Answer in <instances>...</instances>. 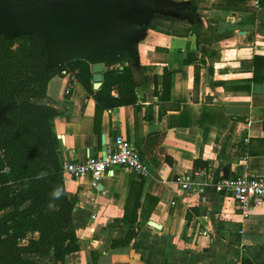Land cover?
I'll return each mask as SVG.
<instances>
[{"label":"crops","instance_id":"0c3cea01","mask_svg":"<svg viewBox=\"0 0 264 264\" xmlns=\"http://www.w3.org/2000/svg\"><path fill=\"white\" fill-rule=\"evenodd\" d=\"M157 1L160 14L185 24L163 31L141 28L133 44L150 83L137 88L136 105L102 113L100 136L93 130L95 102L72 75L55 76L46 85L47 98L62 111L53 130L63 165L84 162L122 137L149 169L139 179L114 168L95 187L89 175L63 179L77 201L72 217L79 246L63 264H264V202L244 217L213 188L221 176L243 170L264 177V81L251 82L253 58L264 57V4ZM164 72L172 75L167 99H162ZM238 86L248 89L235 90ZM194 161L206 167H195ZM181 179L192 183L189 191L180 190ZM140 183V203L146 196L151 201L144 210L148 221L138 218L135 239L111 249L127 230L125 205L133 184Z\"/></svg>","mask_w":264,"mask_h":264},{"label":"trees","instance_id":"16d2710c","mask_svg":"<svg viewBox=\"0 0 264 264\" xmlns=\"http://www.w3.org/2000/svg\"><path fill=\"white\" fill-rule=\"evenodd\" d=\"M74 1L79 3L83 0ZM181 22L155 13L146 28L163 31L160 28L167 27L172 30L173 25L185 24ZM192 25L197 47L204 55L207 51L200 42L197 24L194 22ZM46 58V49L37 38L22 36L9 40L0 34V108L11 105L8 122L0 125V264H40L44 261L63 264L66 256L79 249L72 217L76 198L65 191L64 196L54 201L57 205L55 211H49L47 207L53 189L58 185L63 186L60 144L53 130V122L62 115V111L52 106L46 96L48 81L55 76H73L95 102L93 130L100 136L102 113L136 105L137 88L151 80L144 74L145 68L123 66L105 72L101 86L93 90L91 66L88 63L72 61L48 70ZM208 71L211 72L210 69ZM157 80L158 77L153 76L155 86ZM160 80L162 99H167L172 75L164 72ZM262 81L264 57L256 56L253 58L251 82ZM234 89L248 87L238 86ZM262 126L264 129V121ZM194 166L205 168L206 164L194 161ZM41 171H48L49 175L45 179H35ZM141 192L142 183L133 184L123 216L127 230L122 238L112 241L111 249L126 247L135 239L138 218L148 221L144 210L151 201L146 196L142 205ZM139 209L141 213L138 217ZM241 264L253 263L244 260Z\"/></svg>","mask_w":264,"mask_h":264},{"label":"water","instance_id":"95a60500","mask_svg":"<svg viewBox=\"0 0 264 264\" xmlns=\"http://www.w3.org/2000/svg\"><path fill=\"white\" fill-rule=\"evenodd\" d=\"M162 12L157 0H0V34L9 40L37 38L46 49L48 70L88 63L97 90L109 68L139 66L133 41L153 14ZM10 109V104L0 108V125L8 122Z\"/></svg>","mask_w":264,"mask_h":264},{"label":"built area","instance_id":"2783aa9c","mask_svg":"<svg viewBox=\"0 0 264 264\" xmlns=\"http://www.w3.org/2000/svg\"><path fill=\"white\" fill-rule=\"evenodd\" d=\"M257 7L263 0H252ZM118 68V67H117ZM70 91H67L69 94ZM248 140L244 139L246 143ZM124 168L139 179L149 175L148 166L142 160L135 146L128 140L120 137L113 143L105 145L103 151L96 156H89L84 162H67L63 165L62 176L73 180L89 175L95 186L106 178L114 168ZM179 188L187 192L192 183L181 179ZM214 191L223 195L225 199L234 202L237 211L244 217L248 216L252 208L264 202V177L256 176L243 170L233 177L221 176L213 182Z\"/></svg>","mask_w":264,"mask_h":264},{"label":"clouds","instance_id":"9594fccd","mask_svg":"<svg viewBox=\"0 0 264 264\" xmlns=\"http://www.w3.org/2000/svg\"><path fill=\"white\" fill-rule=\"evenodd\" d=\"M48 175H49L48 171H41L35 176V179L37 180L45 179ZM25 185L27 186V181L25 182ZM64 195H65L64 187L59 185L56 186L51 193V200L47 205L48 210L55 211L57 209V205L54 203V201L59 200Z\"/></svg>","mask_w":264,"mask_h":264},{"label":"rangeland","instance_id":"374dc122","mask_svg":"<svg viewBox=\"0 0 264 264\" xmlns=\"http://www.w3.org/2000/svg\"><path fill=\"white\" fill-rule=\"evenodd\" d=\"M43 263H45V264H46V263H47V261H44Z\"/></svg>","mask_w":264,"mask_h":264}]
</instances>
